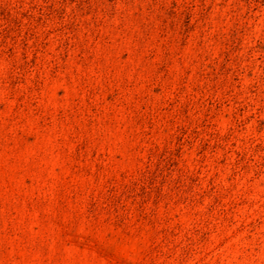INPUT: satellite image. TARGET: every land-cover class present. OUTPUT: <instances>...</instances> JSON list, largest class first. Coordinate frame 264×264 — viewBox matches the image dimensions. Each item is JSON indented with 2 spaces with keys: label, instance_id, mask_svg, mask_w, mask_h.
Returning a JSON list of instances; mask_svg holds the SVG:
<instances>
[{
  "label": "rangeland",
  "instance_id": "obj_1",
  "mask_svg": "<svg viewBox=\"0 0 264 264\" xmlns=\"http://www.w3.org/2000/svg\"><path fill=\"white\" fill-rule=\"evenodd\" d=\"M0 264H264V0H0Z\"/></svg>",
  "mask_w": 264,
  "mask_h": 264
}]
</instances>
